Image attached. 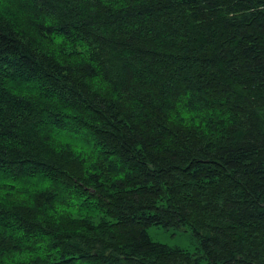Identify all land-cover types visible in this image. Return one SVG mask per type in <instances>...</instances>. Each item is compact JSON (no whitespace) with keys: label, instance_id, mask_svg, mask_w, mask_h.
I'll return each mask as SVG.
<instances>
[{"label":"trees","instance_id":"16d2710c","mask_svg":"<svg viewBox=\"0 0 264 264\" xmlns=\"http://www.w3.org/2000/svg\"><path fill=\"white\" fill-rule=\"evenodd\" d=\"M0 264H264V0H0Z\"/></svg>","mask_w":264,"mask_h":264},{"label":"rangeland","instance_id":"374dc122","mask_svg":"<svg viewBox=\"0 0 264 264\" xmlns=\"http://www.w3.org/2000/svg\"><path fill=\"white\" fill-rule=\"evenodd\" d=\"M67 134L71 137L67 136ZM62 135L60 136L62 137L61 140H69L73 144H75V142L80 143L81 145H83V143L86 144L84 142L85 140L83 139V137H75L74 134L71 135L70 133L66 132ZM19 185L22 184L19 183ZM28 185H31V189H35V185L33 184V182H29ZM41 187L45 188L46 183ZM148 232L152 240H154L155 242H159L173 248L178 247L188 250L190 252H194L199 246L198 237L193 233L192 229L189 227H182L180 229H166L161 226H152L149 228Z\"/></svg>","mask_w":264,"mask_h":264}]
</instances>
